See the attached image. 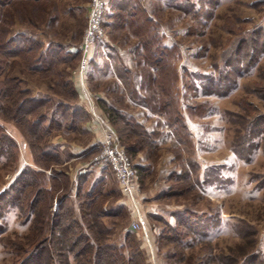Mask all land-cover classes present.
<instances>
[{
  "label": "rangeland",
  "instance_id": "rangeland-1",
  "mask_svg": "<svg viewBox=\"0 0 264 264\" xmlns=\"http://www.w3.org/2000/svg\"><path fill=\"white\" fill-rule=\"evenodd\" d=\"M198 1L106 0L100 22L102 39L88 52L92 61L87 65L83 82L88 101L95 112L109 123L98 105V102L102 101L115 110L134 117L148 130L165 131L155 146L148 147L150 150L145 147L133 157L128 156L120 144L132 167L138 165L144 170L140 180L136 173V199L144 223L139 230L131 229V224L136 218L120 193L112 173L106 166H99L92 161L97 153V140L101 131L100 124L94 121L86 109L87 101L74 85V72L81 55L77 54L72 60L57 64L55 75H30L20 67L14 68L11 73V76L21 82V88L28 89L33 96L47 100V104L40 110L47 118L56 116H53L52 110L60 102L77 104L89 115L79 133L53 131L44 141L37 143L44 148L57 149L60 164L49 167L46 172L55 170L66 176V184H63L65 186L53 198L50 214L57 210L59 200L66 197L73 219L84 225L74 197L76 178L80 174L85 175L87 183L84 187L87 188L101 182L106 194L102 204L103 210L117 214L122 208L126 214L124 219L118 215L100 219L106 229L102 240L118 247L123 242L124 234L131 233L146 264H216L213 261L214 256H233L244 244L237 231H245V224L250 226L248 231L255 233H249V238L257 250L261 249L264 260L262 140L260 138L252 141L253 145L258 146L245 160L232 151L235 139L244 134L246 120H250L257 113H264V100L252 91L254 83L259 80L260 70L264 69V55L255 66L241 72L239 76L230 72L224 79L216 81V78L225 75L229 68L223 65L225 54L231 51L237 40L245 37L248 31L262 24L264 0H218L205 26L194 24L189 15L191 10L197 8ZM86 3L87 0H57L58 18L53 23V28L48 26V23H19L12 16L10 22L6 18L5 23H0V29L7 28L9 34L18 31L31 34L45 44L56 42L67 46V49L69 46L73 47L69 52L74 54L77 53V46L86 27ZM124 5L126 10L136 6L145 15L150 16L158 24L160 34L164 36V44L173 45L178 49V72L186 70L193 76L197 92L196 97L192 94L186 96L185 104L205 102L210 108L208 116L185 118L191 138L190 148L180 143L168 127L158 128L157 121L164 124V120L151 115L128 94L130 86L139 88L147 69H144L142 58L137 51L142 38L134 28L141 25L134 27L132 24V27L124 28L116 17H120L119 8ZM140 16L136 11L135 18ZM27 18L24 20L27 21ZM228 28H232L234 32H229ZM151 77L157 78L158 74L151 73ZM165 80L167 76L163 77L164 82ZM246 103L255 109L249 115L245 111ZM56 120L60 121L58 117ZM90 123L96 125L94 133L89 130ZM0 125L14 140L18 151L15 156L10 154L0 157L1 191L22 167L31 165V161L26 142L18 128L2 111ZM250 146L249 144L247 149L243 147L242 155H246ZM177 149L181 152L182 161L179 160ZM184 169L187 177L184 175ZM173 186L178 187L181 192L170 193L169 188ZM180 209L211 215L217 220L218 227L209 230L205 235H194L185 231L188 239L178 248L168 239L165 227L175 224L173 214ZM90 212L92 211H87ZM38 219V211L21 212L18 205L7 208L0 219V241L2 238H8L9 242L7 241V246L0 242V264L23 262L31 250L27 239L37 228ZM86 220L91 221L90 217H86L85 222ZM44 261L42 255L39 262ZM52 264H76V261L72 253H66L60 259L55 258Z\"/></svg>",
  "mask_w": 264,
  "mask_h": 264
},
{
  "label": "trees",
  "instance_id": "trees-1",
  "mask_svg": "<svg viewBox=\"0 0 264 264\" xmlns=\"http://www.w3.org/2000/svg\"><path fill=\"white\" fill-rule=\"evenodd\" d=\"M56 1L0 0V23L6 21V18L10 22L13 16L19 23L28 22L31 25L48 23V26L51 25L53 28V23L58 18ZM217 2L218 0H199L197 8L189 12L193 23L205 26ZM119 9L120 17L118 15L116 17L120 19L124 28L132 24L134 27L141 25L134 29L142 38L137 51L142 58L144 69H147L139 88L136 89L133 85L128 88L130 98L146 108L151 115L159 116L164 120V124L157 121L158 128L168 127L180 143L190 148L191 138L185 125V118L208 116L209 106L205 102L185 104L186 96L189 94L197 96L194 78L186 70L178 72L179 51L173 45L164 44V36L160 34L158 24L136 6H133L131 10H126L125 5ZM136 11L141 15L138 18H135ZM25 18L27 21L24 20ZM228 31L234 32L232 28H228ZM133 33L136 34L134 30ZM44 44L31 34L21 31L9 34L7 28L0 29V111L5 113V116L18 128L26 142L31 161V165L22 167L14 179L0 191V219L12 205H18L21 212L28 213L32 210L39 212L37 228L27 239L31 250L20 264H52L55 258L60 259L66 253H72L76 264H146L131 233L124 234L123 242L118 247L102 240L106 229L100 219L113 215L124 219L126 214L122 208L117 214L103 210L102 204L106 194L103 192L101 182L87 188L84 187L87 183L85 175L80 174L76 178L74 197L84 225L73 219L66 197L59 200L57 210L50 214L53 198L65 186L63 184H66V176L55 170L46 172L49 167L60 164L57 149L56 147L44 148L37 143L44 141L53 131L79 133L89 115L77 104L60 102L52 110L53 116H56L47 118L40 113L47 104V100L31 95L28 89L20 87L21 82L17 78L11 76L12 70L16 67H20L23 72L30 75L42 76L46 73L55 75L57 64L72 60L75 55L77 57V53H70L67 46L63 44L56 42H49L45 46ZM263 55L264 20L262 24L248 31L245 37L237 40L233 49L225 54L223 65L230 70H227L225 75L217 77L216 81L224 79L230 72H235L239 76L241 72L255 66ZM151 73H157L158 77L153 79ZM164 76H167L165 82ZM258 79L252 91L264 100V69L260 70ZM69 88L71 90V87ZM99 102L101 111L107 117L128 156H135L145 147L148 150V147L155 146L164 136L165 131L148 130L134 117L117 111L102 101ZM244 107L248 115L255 111L249 103H246ZM56 117L60 121L56 120ZM263 136L264 113H257L250 120H246L244 134L235 139L232 151L245 160L258 146L253 145L252 141L261 138L264 152ZM133 138L135 139L132 140ZM249 144L251 145L249 151L245 156L242 155L241 150L244 146L247 149ZM177 151L179 160L182 161L181 152L178 149ZM17 152L14 140L0 125V157L10 154L15 156ZM133 167L140 180L144 175L143 168L138 165ZM184 175L185 177L188 175L186 170ZM169 191L178 193L180 190L173 186L169 188ZM87 211L92 212L87 213ZM173 216L175 224L166 225L165 233L178 248L188 239L185 231L194 235H205L209 230L218 227L217 220L204 212L197 214L189 209H180ZM86 217H90L91 221L85 222ZM244 229L245 231H237L244 244L233 256L222 254V256H214L213 261L216 264H264L261 249L257 250L249 238L250 226L245 224ZM251 234L255 235V233ZM7 241L9 242L8 238H2L0 242L3 246H7ZM42 255L45 261L39 262Z\"/></svg>",
  "mask_w": 264,
  "mask_h": 264
},
{
  "label": "built area",
  "instance_id": "built-area-1",
  "mask_svg": "<svg viewBox=\"0 0 264 264\" xmlns=\"http://www.w3.org/2000/svg\"><path fill=\"white\" fill-rule=\"evenodd\" d=\"M105 6L106 0H87L86 27L84 29L83 38L77 46V54L81 56L78 67L74 72V85L79 88V91L87 101L86 109L88 113H90L95 122L100 124L101 134L100 138L97 140L98 149L92 161L99 166H106L114 176L120 193L126 199L125 202L130 206L129 208L136 218L135 222L131 224V229L135 231L139 230L144 224L143 215L136 199L138 193L136 172L124 153L110 124L105 118L103 119L95 112L94 107H92L91 103L88 101L83 82L87 65L92 61L91 58L88 57V52L94 44L102 39L100 22Z\"/></svg>",
  "mask_w": 264,
  "mask_h": 264
},
{
  "label": "crops",
  "instance_id": "crops-1",
  "mask_svg": "<svg viewBox=\"0 0 264 264\" xmlns=\"http://www.w3.org/2000/svg\"><path fill=\"white\" fill-rule=\"evenodd\" d=\"M71 49L73 50V47L69 46L67 50H71ZM90 126H91V129H89L90 132L94 133L96 131V125L94 123H90Z\"/></svg>",
  "mask_w": 264,
  "mask_h": 264
}]
</instances>
